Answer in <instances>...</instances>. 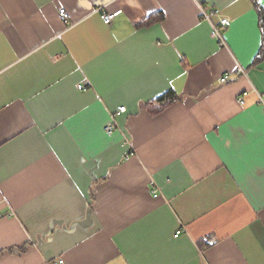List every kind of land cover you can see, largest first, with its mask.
Instances as JSON below:
<instances>
[{"label": "crops", "instance_id": "1", "mask_svg": "<svg viewBox=\"0 0 264 264\" xmlns=\"http://www.w3.org/2000/svg\"><path fill=\"white\" fill-rule=\"evenodd\" d=\"M259 10L0 0V264H264Z\"/></svg>", "mask_w": 264, "mask_h": 264}, {"label": "built area", "instance_id": "2", "mask_svg": "<svg viewBox=\"0 0 264 264\" xmlns=\"http://www.w3.org/2000/svg\"><path fill=\"white\" fill-rule=\"evenodd\" d=\"M118 15H119V13H107V12H102V14H101V18H102V20L104 21L105 24L109 25V24H111V23L115 20V18H116ZM203 15H204V17H205L207 20H210V17H211V16L206 12L205 9H203ZM60 16H61L62 20L65 21V22H67V21L69 20V14H68V12L66 11V9H61V10H60ZM230 24H231V22H230V20H228V19H222V20H221V24H220V26H217V25L212 24V36H213L215 39H217V40L221 43V45H223V46H226V42H225V39H224V37H223L222 30H223V29H227V28L230 26ZM229 80H230V76H229L228 74H226V75L223 77V79H222V81H223L224 83L228 82ZM81 88H82V87H81ZM84 88H85V87H83V89H84ZM259 101H260L261 104L264 105V93L259 95ZM241 102H242V100H241ZM126 111H127L126 107H120V108L118 109V111H117V115H121V114L125 113ZM115 125H116V124L113 123V124L107 126V127L105 128V131H106L108 134H111V133L113 132V130L115 129ZM157 196H158V195H157L156 192H155V197H157ZM59 263H63V261L61 260V261H59Z\"/></svg>", "mask_w": 264, "mask_h": 264}, {"label": "trees", "instance_id": "3", "mask_svg": "<svg viewBox=\"0 0 264 264\" xmlns=\"http://www.w3.org/2000/svg\"><path fill=\"white\" fill-rule=\"evenodd\" d=\"M258 12H259L260 25H261V29H262L263 37H264V11L263 10H259ZM154 20H155V18H151V19L147 20L146 24L152 23V22H154ZM263 52H264V39H263V50H262V53ZM262 59H263V55L256 60L257 63L259 61H261ZM166 98H170V97H165V98H163L161 100L164 101Z\"/></svg>", "mask_w": 264, "mask_h": 264}, {"label": "snow or ice", "instance_id": "4", "mask_svg": "<svg viewBox=\"0 0 264 264\" xmlns=\"http://www.w3.org/2000/svg\"><path fill=\"white\" fill-rule=\"evenodd\" d=\"M261 5H264V0H258Z\"/></svg>", "mask_w": 264, "mask_h": 264}]
</instances>
